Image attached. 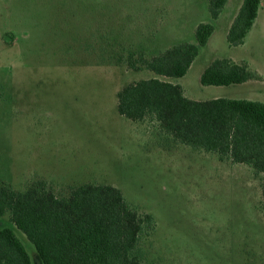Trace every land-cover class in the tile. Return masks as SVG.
<instances>
[{
	"label": "rangeland",
	"instance_id": "rangeland-1",
	"mask_svg": "<svg viewBox=\"0 0 264 264\" xmlns=\"http://www.w3.org/2000/svg\"><path fill=\"white\" fill-rule=\"evenodd\" d=\"M207 1L0 0V184L24 192L38 176L56 177L61 184L45 186L58 198L82 185L119 189L152 218L136 250L144 264H264V173L220 168L213 154L197 157L173 141L154 117L133 123L117 111L124 87L160 78L129 64L194 43L195 26L210 21ZM230 6L184 77L195 89L211 59H246L264 74V0L239 49L223 32ZM3 228L42 264L8 212Z\"/></svg>",
	"mask_w": 264,
	"mask_h": 264
},
{
	"label": "trees",
	"instance_id": "trees-1",
	"mask_svg": "<svg viewBox=\"0 0 264 264\" xmlns=\"http://www.w3.org/2000/svg\"><path fill=\"white\" fill-rule=\"evenodd\" d=\"M228 0H209L211 20H216ZM260 0H243L227 34L238 46L257 17ZM214 31L211 23L195 29V43L169 47L137 66L155 75L183 77L199 48ZM261 78L247 64L230 59L213 60L200 76L202 86H229ZM121 116L140 121L152 116L162 131L177 143L215 153L220 160L248 165L264 173V104L246 100L187 99L180 85L157 78L140 80L117 95ZM264 210V181L261 186ZM10 221L29 241L42 264H144L136 255L139 236L152 218L139 214L121 191L109 185H82L58 198L42 182L24 192L0 184V218ZM0 264H32L24 245L11 228L0 230Z\"/></svg>",
	"mask_w": 264,
	"mask_h": 264
},
{
	"label": "crops",
	"instance_id": "crops-1",
	"mask_svg": "<svg viewBox=\"0 0 264 264\" xmlns=\"http://www.w3.org/2000/svg\"><path fill=\"white\" fill-rule=\"evenodd\" d=\"M232 1L233 0H228L226 2V4L224 5V7L221 10V13L219 14V16H218V18L216 20H211V18H210V21L207 22V23H211L213 25V27H214L213 33L216 31V27L220 23V21L222 20L223 15L226 14V12H224L226 10V7L227 6L229 7L230 6L229 3H231ZM207 2H209V0ZM242 3H243V0H238V1L234 2V5L230 6V10L227 12V17H226L225 22H224V31H223L224 35L226 36V40H227V34H228L229 29H230V26H231L232 22L234 21L236 15L238 14V11H239ZM260 5H261V0H260L259 8H258V11H257V17L254 20L251 29L246 34V36H245V38L243 40V43L241 45H238V46H231L227 42L230 47L237 48V49L243 47L246 44L247 39H249L251 37L252 33L254 34L255 28L258 27L257 26V21H258L259 12H260ZM195 29H196V26H195ZM88 31H90V30L88 29ZM180 43H186V42L179 41V42H177L175 44H172L171 46L176 45V44H180ZM171 46H169V47H171ZM201 48H203V47H201ZM201 48H199V52H200ZM199 52H198L197 57L194 59V61L192 62L191 66L189 67L187 73L190 71V69L192 68L194 63L197 61V59L199 57ZM217 59H222V58H217ZM226 59H230L231 61H233L236 64H241V63L247 64L248 68L251 71L255 72L261 79L260 80H256V81H247V82L242 83V84L229 85V86H202L200 84V86H198L200 88L195 89V88H193L192 86L189 85L187 80H185V78H186L185 76L187 75V73H186L183 77L177 79V81L178 80L179 81L180 80L181 81L185 80L184 81L185 82V86H182L177 81H175L174 84L180 85L182 87V89H183L184 96L187 99L193 100V101H209V100H214V99H228V100H246V101L259 102V103L264 104V93L262 92V90H264V74L260 70L255 69L252 66L251 61H249V60H246V59H233L231 57H227ZM213 60H215V59H211L210 61H208L206 63V66H204L200 70L199 75H198L199 83H200V76H201L202 72L206 69V67ZM151 78L152 77H150L148 79H151ZM160 78H163L162 81H166V80H164V79H166L165 77H161L160 76ZM160 78H157V79H160ZM133 123H138V122L136 121V122H133ZM183 147L185 149V148H187L189 146L183 145ZM189 148L191 149V151H193V153H196L197 157L200 154L207 155V156H210V155L213 154L214 156H211V157L217 158L218 166L220 168H227L226 167L227 165H235V166L244 165V164H235V163H232L231 161H228V160L222 161V160H220L219 156L217 154H215V153H211L210 154V152H205L203 150L194 149V148H191V147H189ZM189 148H187V149H189ZM246 166H248V165H246ZM36 179L37 180L34 181L32 184L39 183V182H42V183L48 184V185L49 184H51V185L52 184H61L58 181L57 182L56 181H52L53 179H56V177H52L51 178L50 176H47V175L38 176V177H36ZM64 198H66V197H64Z\"/></svg>",
	"mask_w": 264,
	"mask_h": 264
}]
</instances>
